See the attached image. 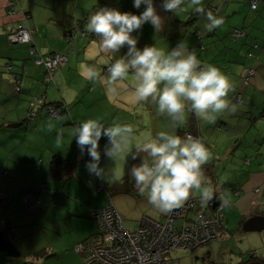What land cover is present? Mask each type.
I'll use <instances>...</instances> for the list:
<instances>
[{"label": "crops", "instance_id": "obj_1", "mask_svg": "<svg viewBox=\"0 0 264 264\" xmlns=\"http://www.w3.org/2000/svg\"><path fill=\"white\" fill-rule=\"evenodd\" d=\"M10 1L0 0V193L4 196L0 200V229L21 255L11 258L0 252V264H48L52 260L58 264H78L80 255L74 246L99 233L98 225L89 217V209L102 208L110 201L130 230L139 227L142 216L158 221L166 217L148 204L130 179L131 167L141 162L143 154L135 160L129 155L127 160L113 161L104 155L107 137L102 136L98 150L104 176L96 177L85 167L91 160L87 150L81 155L71 135L74 127L89 118L100 119L105 127L113 121L132 124L141 137L166 129L168 121L157 114L154 105L137 103L131 78L128 90L118 96L107 95L104 85L85 78L89 67L107 77L104 69L127 52L126 46L113 55L102 52L99 39L89 35L75 37L70 44L65 41V33L76 22L87 23L98 8L140 15L146 5L137 9L134 0H15L17 5L11 13ZM221 3L204 0L205 10L215 9L214 14L224 20L219 28L206 32L205 16L192 11H165L163 0H153L163 20L162 30L157 32L145 23L132 35L140 49L156 44L171 50L184 41L203 63L219 67L229 77L234 91L228 98L233 103V97L239 94L236 114L225 113L214 124H206L188 113L186 125L177 130L183 137L196 118L197 135L212 154L203 169L211 185L218 189L215 196L220 206L215 211L222 214L220 231H233L242 230L251 217H264V0H257L254 9L249 0ZM17 27L29 29L31 43L43 55L67 53L66 62L52 73L50 85L43 83L42 67L33 66L29 46L8 43V30ZM234 29L244 36L232 39ZM196 31L202 33L200 41L194 36ZM199 43L203 48L198 47ZM7 63L10 73L5 70ZM249 68L253 75L244 82L242 75ZM14 76L19 85L17 94L12 91ZM41 96L47 104L62 103L67 111L51 119L37 107V116L26 125L28 102ZM14 124L19 126H10ZM58 133H63L60 145L56 143ZM54 155L75 162L76 169L68 179L58 180L50 175L49 162ZM118 165L124 172L121 180L113 179ZM89 180H100L104 190L93 192L87 186ZM24 186L41 199V207L22 203ZM191 198L199 200L198 195ZM198 206L191 213L201 212ZM209 213L212 214L211 209ZM255 234L264 246V230ZM258 253L255 249L252 256L257 258ZM259 262L252 264L264 263Z\"/></svg>", "mask_w": 264, "mask_h": 264}, {"label": "clouds", "instance_id": "obj_2", "mask_svg": "<svg viewBox=\"0 0 264 264\" xmlns=\"http://www.w3.org/2000/svg\"><path fill=\"white\" fill-rule=\"evenodd\" d=\"M203 3L204 0H163L162 7L176 14L192 11L203 15L207 21L204 30L212 32L224 20L211 10L206 11ZM142 4L146 9L140 15L102 7L89 16L84 30L99 38L102 52L114 55L125 46L127 52L114 59L107 77L89 67L85 78L104 85L109 96L127 91L131 78L137 103L154 105L157 114L167 119L166 129L141 137L132 124L113 121L105 127L100 119L89 118L74 127L71 135L81 155L87 150L91 160L85 167L96 177L104 176L98 150L102 136L107 137L104 155L113 161L127 160L129 155L135 160L143 154L141 162L131 167L130 179L158 213L169 214L183 207L193 195L199 196L202 206L207 205L218 191L203 170L212 158L209 148L200 138L191 134L182 137L177 130L186 125L188 113L206 124H214L225 113L236 114L238 103L228 98L234 91L229 77L219 67L203 63L184 41L171 50L156 44L137 47L134 31L145 23H150L157 32L163 28L153 0H134L133 6L139 9ZM62 141L63 133H58L57 145ZM113 179L118 177L114 174Z\"/></svg>", "mask_w": 264, "mask_h": 264}, {"label": "built area", "instance_id": "obj_3", "mask_svg": "<svg viewBox=\"0 0 264 264\" xmlns=\"http://www.w3.org/2000/svg\"><path fill=\"white\" fill-rule=\"evenodd\" d=\"M16 5L15 0L8 3L11 13L14 12ZM256 5L257 0H249L251 9H254ZM84 26V23H76L74 31L66 35L67 42H70L78 32L80 36H85ZM240 36H244V34L235 30L233 37ZM92 37L99 39L94 34ZM6 38L10 44H31L29 55L35 68L39 66L44 68L43 82L47 85L52 81V72L66 61V54L43 55L31 43L32 38L27 27L9 29ZM254 47L257 48V45ZM109 66L104 69L107 74ZM9 68L8 66L7 69ZM252 75L253 70L246 69L242 75L243 81L246 82ZM12 91L14 93L19 91L17 80L12 84ZM234 101L239 103V94L234 96ZM37 107L43 108L45 114L52 119L60 116V109L44 105V97L41 96L33 97L29 101L26 114L28 120L35 117ZM90 187L95 191L103 188L100 182L91 183ZM1 197L2 194H0ZM22 202L36 209L40 205V199L34 198L29 192L23 193ZM195 206V200L190 198L183 207L166 214L164 221L142 216L139 227L136 230H130L124 226L122 218L112 203H108L102 209L90 211L91 219L99 228L98 236L94 237L85 249L78 245L75 247V251L83 252L81 264H178L177 260L166 259V254L177 249L194 250L218 238L220 233L222 214L213 210L211 215L199 211L191 213Z\"/></svg>", "mask_w": 264, "mask_h": 264}, {"label": "rangeland", "instance_id": "obj_4", "mask_svg": "<svg viewBox=\"0 0 264 264\" xmlns=\"http://www.w3.org/2000/svg\"><path fill=\"white\" fill-rule=\"evenodd\" d=\"M115 173L118 180L123 178L124 172L121 165H118L117 172ZM96 182L101 183L100 180L87 181L88 188L93 192L98 191L91 188L90 184ZM102 190H104V187L99 191ZM197 203L201 212L206 215L210 214L209 204L202 206L199 200ZM255 233L256 232H248L241 229L233 231L222 230L220 231L218 238L201 245L194 250L177 249L168 255L166 254L165 258L177 260L178 264H252L259 261L264 262V246L260 245ZM255 249H258L259 252L257 258L252 257ZM52 261L48 264H58ZM36 264H42V262H36ZM72 264L77 263L72 261ZM78 264H81V258L80 263Z\"/></svg>", "mask_w": 264, "mask_h": 264}, {"label": "trees", "instance_id": "obj_5", "mask_svg": "<svg viewBox=\"0 0 264 264\" xmlns=\"http://www.w3.org/2000/svg\"><path fill=\"white\" fill-rule=\"evenodd\" d=\"M213 13L216 11L215 9L214 10H211ZM76 23H78V22H76ZM76 23H75V26H74V28L72 29V30H69V31H67L66 33H65V41L67 42V40H66V35H67V33H69V32H72V31H74V29H75V27H76ZM81 23H84V24H86L85 22H81ZM235 30H237V29H234L232 32H231V34H230V37L232 38V39H236L237 37H233V33H234V31ZM240 31V30H239ZM92 36V33H88V32H86V34H85V36H80L79 35V32L73 37V38H75V37H79V38H84V37H87V36ZM195 35H197V36H195ZM194 36L196 37V38H198L199 39V41H200V39H201V36H202V33H200V32H198V31H196L195 32V34H194ZM72 38V39H73ZM94 38V37H93ZM7 39V38H6ZM72 39L70 40V42H67L68 44H70L71 43V41H72ZM28 46H29V48H28V54H29V50H30V48H31V44L30 43H26ZM200 44V43H199ZM199 48H203V45H199L198 46ZM51 54H54V53H51ZM58 54H66V56H67V53H58ZM47 55H50V54H47ZM29 57H30V55H29ZM30 59H31V61H32V64H33V60H32V58L30 57ZM66 59H67V57H66ZM66 62V61H65ZM10 67L9 69H7V67ZM33 66H34V64H33ZM39 67H42V66H39ZM60 67V66H59ZM59 67H57V68H59ZM38 68V67H37ZM56 68V69H57ZM42 69H43V71H45L44 70V68L42 67ZM55 69V70H56ZM5 70H6V72H8V73H10V71H11V66H10V64L9 63H7L6 64V66H5ZM54 70V71H55ZM53 71V72H54ZM52 72V73H53ZM43 76H44V72H43ZM14 78V80H12V84L14 83V81L15 80H17V76H14L13 77ZM42 80H43V78H42ZM44 83V82H43ZM51 83H53V78H52V81L48 84V85H50ZM45 84V83H44ZM45 85H47V84H45ZM13 94H17V93H14L13 92ZM44 97V96H43ZM233 99H234V97H233ZM29 103V102H28ZM44 105H46V106H51V107H53V108H56V109H60V116L62 115V113L63 112H65V111H67V108H66V106L65 105H63L62 103H55V104H47V103H45V101H44ZM40 109H42L43 110V108H41V107H39ZM27 109H28V106H27ZM44 111V110H43ZM35 112H36V115H35V117L37 116V109H35ZM26 114H27V110H26ZM25 114V115H26ZM191 114V113H190ZM46 115V114H45ZM193 115V114H192ZM47 116V115H46ZM34 117V118H35ZM49 117V116H48ZM194 117V116H193ZM34 118H32V119H30V120H28L27 119V116H25V124L26 125H29V123H30V121L31 120H33ZM52 119V118H51ZM57 119V118H56ZM197 120H196V118L194 117V120H193V122H192V124H191V126H192V128L191 129H189L188 130V132H184L183 133V136H185L187 133H190V134H192V135H194L195 137H198V135H197V122H196ZM199 138V137H198ZM87 160H89V157L87 156L86 157V161ZM75 169H76V164H75V162H71V161H68V160H64V159H62V158H60V157H58V156H52V158H51V160H50V162H49V173H50V175L54 178V179H58V180H66V179H68L70 176H71V174L72 173H74V171H75ZM204 170V169H203ZM204 172H205V170H204ZM24 192H29L34 198H39L38 196L37 197H35L29 190H28V186H24L23 187V189H22V195H23V193ZM52 193V192H51ZM0 194H2V193H0ZM22 195H21V201H22ZM3 194H2V197L0 198V200H2L3 199ZM40 199V198H39ZM195 202H196V205L198 204L197 203V201L195 200ZM23 203V202H22ZM108 203H111L110 201L109 202H107V204ZM24 204V203H23ZM40 204H41V199H40ZM106 204V205H107ZM209 204V206H210V209L212 210V208H211V201L208 203ZM24 205H26V204H24ZM39 207H41V205H39ZM103 208V207H102ZM102 208H91V209H89V217H90V211L91 210H97V209H102ZM115 208V207H114ZM195 208H196V206H195ZM216 210V208L213 210V211H215ZM193 211V210H192ZM188 215H190L189 213H188ZM90 219H91V217H90ZM92 220V219H91ZM93 221V220H92ZM99 229V228H98ZM99 234V233H98ZM98 234L97 235H95L94 237H97L98 236ZM94 237H92L91 239H89V240H87V241H84V242H82V243H78V244H76L75 246H74V251H75V247H77L78 245H80V246H82V248L83 249H85L87 246H88V244L90 243V241L94 238ZM0 252H2V253H4L6 256H8V257H11V258H19L20 257V252L18 251V249L15 247V245L13 244V242L10 240V239H8L7 237H6V235L4 234V232L0 229ZM76 252V251H75ZM78 253V252H77ZM79 255H80V258H81V254H83V252L82 253H78ZM253 257V256H252Z\"/></svg>", "mask_w": 264, "mask_h": 264}, {"label": "water", "instance_id": "obj_6", "mask_svg": "<svg viewBox=\"0 0 264 264\" xmlns=\"http://www.w3.org/2000/svg\"><path fill=\"white\" fill-rule=\"evenodd\" d=\"M11 127L19 126V124L10 125ZM220 205V201L215 198L211 201V208L214 210ZM242 230L248 232H260L264 230V217L254 216L249 218L245 223L242 225Z\"/></svg>", "mask_w": 264, "mask_h": 264}]
</instances>
